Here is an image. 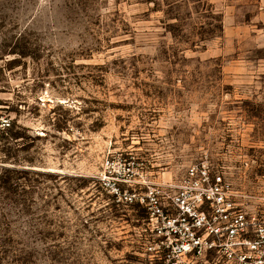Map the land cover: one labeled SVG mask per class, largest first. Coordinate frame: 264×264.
Returning <instances> with one entry per match:
<instances>
[{
	"label": "rangeland",
	"instance_id": "obj_1",
	"mask_svg": "<svg viewBox=\"0 0 264 264\" xmlns=\"http://www.w3.org/2000/svg\"><path fill=\"white\" fill-rule=\"evenodd\" d=\"M205 157L264 213V0H0V264H158L100 178Z\"/></svg>",
	"mask_w": 264,
	"mask_h": 264
},
{
	"label": "built area",
	"instance_id": "obj_2",
	"mask_svg": "<svg viewBox=\"0 0 264 264\" xmlns=\"http://www.w3.org/2000/svg\"><path fill=\"white\" fill-rule=\"evenodd\" d=\"M130 182L107 170L100 178L117 202L146 209L140 236L151 261L264 264V213L248 209L207 157L190 164L174 188L165 184L142 192Z\"/></svg>",
	"mask_w": 264,
	"mask_h": 264
}]
</instances>
